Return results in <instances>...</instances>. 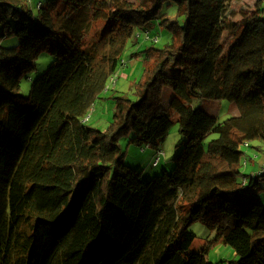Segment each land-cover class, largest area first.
Listing matches in <instances>:
<instances>
[{
	"label": "trees",
	"instance_id": "obj_1",
	"mask_svg": "<svg viewBox=\"0 0 264 264\" xmlns=\"http://www.w3.org/2000/svg\"><path fill=\"white\" fill-rule=\"evenodd\" d=\"M51 8L92 21L57 25ZM36 9L0 0V264H215L193 248L197 220L236 264H264V166L243 169L250 148L261 149L245 137L264 123V0H40ZM94 21L103 29L88 42ZM157 29L170 34L161 45ZM141 32L155 41L137 52V98L113 93L107 126L88 125ZM12 36L18 45L1 44ZM43 48L55 59L21 95ZM195 99L229 100L239 114L219 121ZM175 122L184 145L174 169L144 179L121 139L133 133L159 150Z\"/></svg>",
	"mask_w": 264,
	"mask_h": 264
},
{
	"label": "rangeland",
	"instance_id": "obj_2",
	"mask_svg": "<svg viewBox=\"0 0 264 264\" xmlns=\"http://www.w3.org/2000/svg\"><path fill=\"white\" fill-rule=\"evenodd\" d=\"M40 0H27V3L31 8L36 12V3ZM46 1V0H41ZM64 8H61V10ZM54 12V18L56 19L57 25H60L63 20L71 19L79 20L81 18L89 19L92 21L91 16L87 13L83 15H68L66 11H61L60 16L57 14V9H50ZM104 23L94 21L92 23V32L87 37L88 42H91L93 39L96 40L100 36V32L103 29ZM158 30V29H157ZM159 37L157 45H161L169 40L170 34L166 33L165 30H158ZM154 34V31L151 33ZM147 33H137L135 39L130 41L128 44L123 58L127 60L126 65L120 66L119 70L113 81H116L115 94H125L130 98L136 99L133 93L135 91V84L139 77L142 74L143 70V61L140 55H137V52L144 49L149 43L154 39H149ZM136 40L140 41L139 44H136ZM155 41V40H154ZM133 42H135L133 44ZM19 43V38L17 36L6 37L2 40V45L5 47L16 46ZM134 54V55H133ZM55 57L46 49L43 48L40 50L38 57L36 59V70L30 73L27 76H24L20 80V94L27 96L31 91L32 80L41 76L51 65ZM114 75V74H113ZM109 78V82L110 79ZM112 80V79H111ZM114 85V84H113ZM106 89V88H105ZM108 92V91H106ZM173 90L166 88L164 91V104L168 106L169 99L173 95ZM192 105L195 107H201L209 114L215 116L219 121L227 119L231 116L238 115L239 109L234 102L229 100H199L195 99L192 102ZM97 112L95 115L102 116L101 118L105 121H110L113 114V100L111 98L101 99L96 101ZM101 106V107H100ZM88 118V115L86 116ZM85 117V118H86ZM96 118H93L90 122H87L88 125L94 124ZM108 122H105L102 126L99 125L101 129H104ZM133 133L124 136L121 139L122 150L125 152L126 163L136 169L141 171L144 179L153 178L157 175L163 174L165 171L171 172L175 167V156L180 152L183 147L184 137L179 132V125L175 122L167 136V138L160 144V149L155 147L142 145L139 146L136 143L131 142ZM246 141H250L251 145H258L261 149H252L250 148L249 155L246 156L248 160V165L243 166L244 172L249 173L251 171L256 172L263 168L264 166V123H259L253 129V131L245 137ZM242 148L247 152L249 149L248 146L244 145ZM160 156V159L157 161V156ZM189 229L194 231L197 235V238L194 241L193 248L201 250L205 253L208 259L215 264H236L235 261L238 260V255L236 252L229 247L228 245L218 243L213 244L212 239L215 235V230L208 227L203 222L197 220L193 222Z\"/></svg>",
	"mask_w": 264,
	"mask_h": 264
},
{
	"label": "crops",
	"instance_id": "obj_3",
	"mask_svg": "<svg viewBox=\"0 0 264 264\" xmlns=\"http://www.w3.org/2000/svg\"><path fill=\"white\" fill-rule=\"evenodd\" d=\"M137 42H136V44H139L140 43V41H138V40H136ZM116 88V87H115ZM114 88V89H115ZM111 90V91H109L107 94H105V93H102L101 94V97L99 98V99H97V101H99V100H101V99H108V97L109 96H112V94L113 93H115L114 91L115 90ZM111 94V95H110ZM101 107V106H100ZM97 106H96V103H95V106H93V108L91 109V110H93V113H92V116L90 117V121L93 119V118H96L95 119V122H94V124L93 125H103L105 122H107V121H105V120H103L101 117L102 116H99V115H95V113L97 112Z\"/></svg>",
	"mask_w": 264,
	"mask_h": 264
},
{
	"label": "built area",
	"instance_id": "obj_4",
	"mask_svg": "<svg viewBox=\"0 0 264 264\" xmlns=\"http://www.w3.org/2000/svg\"><path fill=\"white\" fill-rule=\"evenodd\" d=\"M41 5V3L39 4V6ZM123 64V63H122ZM124 65V64H123ZM116 75L117 74H114V75H112L111 77V79H110V82H109V84L106 86V89H105V91H109L110 90V88L112 87V86H115L116 84V81H113L114 80V78L116 77ZM114 84V85H113ZM89 117V116H88ZM88 118L86 117L85 118V120H87ZM160 159V156L158 155V157H157V161L155 162V165H157V162H158V160Z\"/></svg>",
	"mask_w": 264,
	"mask_h": 264
}]
</instances>
